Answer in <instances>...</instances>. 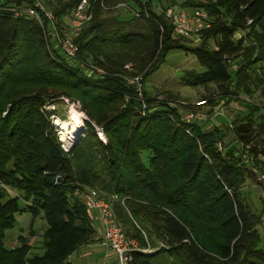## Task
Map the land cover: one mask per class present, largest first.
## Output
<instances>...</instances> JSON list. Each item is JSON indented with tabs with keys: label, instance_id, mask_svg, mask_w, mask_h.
<instances>
[{
	"label": "trees",
	"instance_id": "obj_1",
	"mask_svg": "<svg viewBox=\"0 0 264 264\" xmlns=\"http://www.w3.org/2000/svg\"><path fill=\"white\" fill-rule=\"evenodd\" d=\"M2 1L0 183L16 195L0 187V264H70L95 238L90 211L78 198L84 188L115 197L113 215L125 236L152 250L133 252L129 264H264L257 229L263 217L242 192L264 175V0H181L182 9L203 10L211 19L196 46L173 38L166 9L155 13L149 0H90L91 20L75 39L77 60L102 76L49 52L51 29L38 8L43 26L10 11L38 1L61 20L81 0ZM120 4L137 16L113 13ZM172 50L193 57L199 72L186 71L181 81L212 87L220 96L212 106L239 92L259 93L261 103L242 102L239 119L210 129L181 121L165 102L153 105L145 90L143 108L126 79L145 81ZM58 98L79 102L87 118L86 133L68 151L46 109ZM24 213L31 216L28 229L35 218L43 221L36 248L42 255L30 254L34 246L24 234L13 249L4 246Z\"/></svg>",
	"mask_w": 264,
	"mask_h": 264
},
{
	"label": "rangeland",
	"instance_id": "obj_2",
	"mask_svg": "<svg viewBox=\"0 0 264 264\" xmlns=\"http://www.w3.org/2000/svg\"><path fill=\"white\" fill-rule=\"evenodd\" d=\"M139 1L144 2L147 0ZM149 1L151 2V9L157 14L163 12L169 7L175 8L176 10L182 9L180 7L181 0H162L160 3H158V0ZM3 3L4 1L0 0V4ZM122 5L125 4H120L114 9L112 8L113 13L124 16V11L127 9ZM127 16L129 17V15ZM69 21L70 17L65 16L61 20L55 19V27L60 39H64V37L69 34ZM47 35L49 42V44L47 43V48L49 52L51 53L52 50H55L64 57L57 41L53 38L52 30L49 31ZM235 38H237V36H235ZM198 43L199 42L196 41V38H192L187 40L186 44L196 46ZM210 46H213L211 42ZM190 70L199 72L193 57L183 51L172 50L166 55L164 63L160 65L159 69L147 77L145 81H142V88L146 91L147 96L150 99H156L155 102L157 103L153 102V105L158 104V102H165L170 109L176 110L179 113L178 115L181 116V120L188 114L197 115L199 117L198 119L201 120L196 119L193 123H199L207 129H210L208 127L212 128L219 126L221 128H226L231 124L233 119H239L240 113L244 111L242 102L261 103L260 100L263 99V97L260 98L259 93H256L252 98H249L239 92L235 96L224 97L223 100L219 102L218 106H212V102L218 101L220 98L212 87L205 90L192 88L185 85L181 81L183 74ZM87 75H90V72H87ZM213 99L215 100L213 101ZM53 103L54 102L50 101V103L46 106V109L53 111V114L51 115L52 125L56 130L58 140L61 141L62 148L68 151L73 148L86 133L84 123L87 118L81 111V106L77 101H72L71 99L66 98H58L56 103ZM72 110H74V114L71 115L70 112ZM93 126L96 134L97 126ZM77 127H79V129ZM231 141L230 136L225 139L226 143ZM148 155L149 153H146V156ZM259 176L260 174H256V182L248 181L242 192L247 203L252 208V211L260 213L263 217L261 225L257 229L261 237L264 239V181L259 180ZM7 192L11 196L16 195L15 192L9 189H7ZM85 197H88V199H90V197H97L105 201L107 200L112 213V205L117 202L113 196L106 199V197L101 196L95 190L87 188L82 189L78 195L79 200ZM33 221L32 226L28 229L31 223V216L27 213L17 215L14 228L8 230L5 234L4 246L9 248L11 242L17 241L18 236L24 234L29 242V245L31 247L34 246V248L32 247L30 254L42 255L43 250L36 248L39 246L38 243L40 241V234L43 228V221L39 217L35 218ZM141 253L145 255L153 254L152 250L148 248L143 250Z\"/></svg>",
	"mask_w": 264,
	"mask_h": 264
},
{
	"label": "built area",
	"instance_id": "obj_3",
	"mask_svg": "<svg viewBox=\"0 0 264 264\" xmlns=\"http://www.w3.org/2000/svg\"><path fill=\"white\" fill-rule=\"evenodd\" d=\"M122 6L125 7L129 12L135 13L126 5ZM37 8L44 14L45 18L47 19L49 28L53 33V38L57 41L58 46L62 50L66 62L71 66L79 67L85 73H94L96 76L104 75V72L102 70L94 68L90 64L80 63L77 60L78 47L75 43V39L81 32L84 25L91 20L90 0H81L77 7L74 9L69 21V34L66 35L64 39H60L57 34V30L55 27V18L52 13L45 10V8L38 1L35 2L34 7H26L21 5L11 7L10 11L15 15V17H30L38 22L40 26H43ZM164 16L172 26V37L184 40L196 38V41H199L200 33L209 28L211 23L209 15L203 10H195L193 14L189 16L184 12L169 7L164 11ZM247 24H250V21H248ZM236 36L237 38H239L240 35L236 34ZM125 68L128 69L129 66H126ZM142 81V76H133L126 79L127 84L134 89L137 99L141 101L142 107L145 108L146 105L144 104L143 100ZM198 118L199 117L197 115L188 114L185 115L181 121L186 123H193V121ZM96 135L103 144L106 143V138L101 128H96ZM259 180L264 181V175L260 174ZM0 187L7 190V188L1 183ZM114 199L116 198L114 197ZM80 201L83 203L87 210L97 213L98 220L101 224V244L110 250L115 258L116 264H129L132 260L133 252L143 251L139 249L138 244L135 240L129 239L125 236L121 227L115 220L107 201L97 197H90V199H88V197H85L83 199H80Z\"/></svg>",
	"mask_w": 264,
	"mask_h": 264
},
{
	"label": "crops",
	"instance_id": "obj_4",
	"mask_svg": "<svg viewBox=\"0 0 264 264\" xmlns=\"http://www.w3.org/2000/svg\"><path fill=\"white\" fill-rule=\"evenodd\" d=\"M178 11L184 12L189 16L193 14V10L178 9ZM90 217L95 230L94 242L80 247L68 258V262L70 264H116L110 250L101 244V224L97 213L90 211ZM16 245L17 241L11 242L10 247L7 249H13Z\"/></svg>",
	"mask_w": 264,
	"mask_h": 264
},
{
	"label": "bare ground",
	"instance_id": "obj_5",
	"mask_svg": "<svg viewBox=\"0 0 264 264\" xmlns=\"http://www.w3.org/2000/svg\"><path fill=\"white\" fill-rule=\"evenodd\" d=\"M127 6V5H126ZM128 7V6H127ZM194 12V11H193ZM71 115L74 114V110H72L71 112ZM79 129V127H77ZM63 140V139H62Z\"/></svg>",
	"mask_w": 264,
	"mask_h": 264
}]
</instances>
